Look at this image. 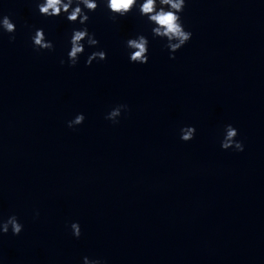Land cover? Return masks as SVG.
<instances>
[{
	"label": "clouds",
	"instance_id": "obj_1",
	"mask_svg": "<svg viewBox=\"0 0 264 264\" xmlns=\"http://www.w3.org/2000/svg\"><path fill=\"white\" fill-rule=\"evenodd\" d=\"M106 7L112 13V18L116 16H126L138 4V0H105ZM75 6L73 7V5ZM83 5V7H81ZM186 6V0H143L139 4V13L141 16L147 17L148 22L152 27L153 38L166 39L167 47L170 53L177 52L183 47L192 37L190 31H186L180 16ZM39 13L47 17H56L66 14V19L70 23L79 22L81 25H86L89 16L88 12H94L99 4L97 0H43L37 5ZM85 9L87 11H85ZM0 28L3 31L11 34L16 31V25L12 22L9 16L0 17ZM11 40L15 37L11 36ZM33 46L38 50H52L53 44L47 40L43 29H37L32 36ZM84 41L89 47H95L99 41L95 38L94 33H90L85 26L80 29H73L70 37V51L68 52L69 66L74 67L79 62L80 56L85 52ZM149 41L144 35H138L135 38H130L126 41V47L130 50L129 59L132 63L146 64L148 62ZM107 58V54L103 50L92 52L88 55L85 64L90 66L93 61H103ZM170 59H175L174 55H170ZM60 63L63 65L65 61L62 59ZM126 104H120L113 108L107 115L106 119L113 123H118V117L122 111H127ZM84 115L78 114L75 118L68 122V127L72 128L83 123ZM196 129L194 126H186L181 128V139L185 142L190 141L195 136ZM224 137L221 141V147L225 150L234 148L236 151H243L244 145L235 138L238 131L231 124L225 126ZM13 235H19L23 230V225L18 222L15 215H11L7 220H0V233L7 234L9 230ZM71 229L73 235L77 238L81 235V228L78 223H72ZM84 264H102L99 259L84 258Z\"/></svg>",
	"mask_w": 264,
	"mask_h": 264
}]
</instances>
